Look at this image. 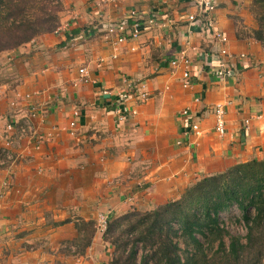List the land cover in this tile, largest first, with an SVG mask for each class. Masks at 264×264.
<instances>
[{
  "label": "crops",
  "instance_id": "0c3cea01",
  "mask_svg": "<svg viewBox=\"0 0 264 264\" xmlns=\"http://www.w3.org/2000/svg\"><path fill=\"white\" fill-rule=\"evenodd\" d=\"M62 1L57 32L0 53V264H109L114 248L102 228L79 251L82 221L153 209L199 178L264 159V46L253 36L254 0H218L213 29L178 20L118 44L107 27L132 11L154 13V1ZM171 2L194 9L192 0ZM224 46L236 72L218 77ZM182 53L191 60L189 88L184 67L170 65ZM120 93L130 113L124 122L115 112ZM216 105L227 112L224 136L215 130ZM185 108L201 129L189 140ZM5 149L14 158L3 164Z\"/></svg>",
  "mask_w": 264,
  "mask_h": 264
},
{
  "label": "trees",
  "instance_id": "16d2710c",
  "mask_svg": "<svg viewBox=\"0 0 264 264\" xmlns=\"http://www.w3.org/2000/svg\"><path fill=\"white\" fill-rule=\"evenodd\" d=\"M251 10L253 36L264 46V0ZM62 11V0H0V53L57 31ZM80 231L84 251L96 221H82ZM103 238L114 247L109 264H264V159L199 178L153 209L113 217Z\"/></svg>",
  "mask_w": 264,
  "mask_h": 264
},
{
  "label": "built area",
  "instance_id": "2783aa9c",
  "mask_svg": "<svg viewBox=\"0 0 264 264\" xmlns=\"http://www.w3.org/2000/svg\"><path fill=\"white\" fill-rule=\"evenodd\" d=\"M116 0H101L102 3L106 2H115ZM150 1V0H143ZM155 2V11L149 15H143L137 13L136 11L130 12L125 18L120 21L113 22L107 27V35H114L119 33L114 39L115 43H123L128 39H137L142 32L152 29L156 26L168 24H174L178 20H185L190 25H201L207 27L208 29L214 28V19H216V11L219 7L218 0H192L194 9L190 12H181L178 11L176 5H173L171 0H152ZM59 28L57 29V31ZM56 31V32H57ZM214 37L220 40L222 43L226 44L228 42V37L221 30H214ZM219 53V54H218ZM218 66L215 68L214 72L218 77H227L233 76L236 72L234 67H232L228 60H225V56L231 57L228 49L224 46L218 50ZM223 56V57H222ZM245 55L242 54L241 57ZM170 65L177 67L182 65L184 67L182 74V85L185 88H189L194 83V76L191 69V60L189 56L182 53L178 57H175L170 61ZM82 80L85 82L89 81V73L86 68L80 69ZM119 102L116 105L115 112L117 113V119L119 122H124L129 117L130 113L125 108V102L127 95L125 93H120ZM141 99H147L146 92H140ZM199 100V98H197ZM226 109L223 105H216L213 114L215 116V130L216 132L224 136L227 133V119H226ZM182 114L187 117V122L183 130V139L189 140L192 136L198 135L200 133V123L199 120L193 116L191 109L185 108L182 111ZM35 115V111L31 112V116ZM260 117V115H258ZM251 119L243 120V127L248 128L250 125ZM27 125H30L27 123ZM76 127V122L72 121L70 128L74 134ZM8 133L11 134L15 130V126L12 122L8 124ZM32 130V129H31ZM32 136L35 138L38 143L42 139V136L37 134L35 130H32ZM184 140L179 141V144L184 143ZM13 143V142H12ZM8 145H11V141L7 142ZM3 154L7 160L1 163H7L9 160H13L14 152L5 149ZM101 221L103 224H100L103 230H105L107 217H102Z\"/></svg>",
  "mask_w": 264,
  "mask_h": 264
},
{
  "label": "rangeland",
  "instance_id": "374dc122",
  "mask_svg": "<svg viewBox=\"0 0 264 264\" xmlns=\"http://www.w3.org/2000/svg\"><path fill=\"white\" fill-rule=\"evenodd\" d=\"M63 2V1H62ZM186 190V189H185ZM185 190L183 191V193L185 192ZM182 194V193H181ZM181 194H180V196H181ZM158 206V205H157ZM155 208V207H154ZM130 211V210H129ZM142 211H144V210H142ZM122 214H124V213H122ZM122 214H119V215H111L110 217H107V216H101L99 219L100 220H96V224H97V231L99 230V228L101 229L102 227L100 226V224H103V222L101 221V218L102 217H107V223H106V227H105V230H106V228H107V225H108V223H109V221L111 220V219H113V217L115 218V217H117V216H120V215H122ZM94 221V220H93ZM241 232L242 233H244V230L243 229H241ZM114 248V247H113Z\"/></svg>",
  "mask_w": 264,
  "mask_h": 264
}]
</instances>
